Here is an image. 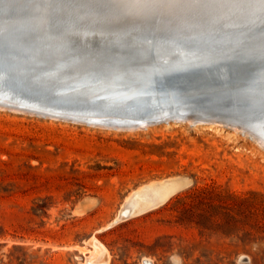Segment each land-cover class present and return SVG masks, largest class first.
Listing matches in <instances>:
<instances>
[{
  "label": "rangeland",
  "instance_id": "rangeland-1",
  "mask_svg": "<svg viewBox=\"0 0 264 264\" xmlns=\"http://www.w3.org/2000/svg\"><path fill=\"white\" fill-rule=\"evenodd\" d=\"M170 178L184 183L163 204L112 223ZM94 236L108 264H264V144L220 122L129 129L0 107V264H87Z\"/></svg>",
  "mask_w": 264,
  "mask_h": 264
},
{
  "label": "water",
  "instance_id": "water-1",
  "mask_svg": "<svg viewBox=\"0 0 264 264\" xmlns=\"http://www.w3.org/2000/svg\"><path fill=\"white\" fill-rule=\"evenodd\" d=\"M138 8L151 18H132L144 16ZM121 86L128 92L110 101ZM0 100L126 127L196 113L264 140V0H162L127 14L107 0H0Z\"/></svg>",
  "mask_w": 264,
  "mask_h": 264
},
{
  "label": "bare ground",
  "instance_id": "bare-ground-1",
  "mask_svg": "<svg viewBox=\"0 0 264 264\" xmlns=\"http://www.w3.org/2000/svg\"><path fill=\"white\" fill-rule=\"evenodd\" d=\"M217 1L219 2L220 0H217ZM173 2L176 3V0H173ZM157 6L158 5H156V8H157ZM199 6H200V4H199ZM200 8H202V6ZM138 11L142 12V14L144 16H140L138 18L137 17H132V18H136V20L141 21L143 19V17L151 18V16H152V12H151L150 9L138 8ZM128 12H130V10H128V11H126L124 13L127 14ZM112 17L114 18V16H112ZM126 20H127V22L129 21L126 18H124V19H119L118 18V22H120V23H125ZM83 21L85 22V24H91L92 23V20H90L88 18H85ZM47 32H48V30H47ZM122 32L124 34V31H122ZM84 34H86V33L84 32ZM65 36H66V38H69L68 34H66ZM101 38L102 39H107V37H103V36ZM79 87H83V88L82 89H72L71 91H77V90L78 91H83L86 88V86H82V85L81 86L79 85ZM126 87L125 86H121L119 88H116L113 91H108V94H107L108 95V99L110 101H112V100H116L118 98H121V97L125 96V94L128 92V91H124ZM16 93H18V92L16 91ZM6 102H8V101L0 100V107H7V108H13V109H19L20 108V107H17V106L8 105V104H6ZM199 107H201V105H199ZM203 108L207 109V106L204 105ZM27 109H28V107H25L24 109L21 108V110H25V111H28ZM231 111H234V110H231ZM181 112L184 113L183 109H182ZM32 113H35V112H32ZM196 115H197L196 113L195 114H191V116H188V118H186V119H189L192 122L195 121V123H209V122H206L204 120L196 121L197 119H199V118H196ZM221 115H224V114H221ZM53 117H58V116H53ZM221 117L223 118V117H226V116H221ZM181 120H185V119L182 118ZM94 121H96V120H94ZM99 121H102V122H97V123L95 122V125H103V126H110V127H116V128H129V129L142 128V127L148 126V125H145L144 123H138V124H136V126H131V127H126L124 125H116V126H114L112 124H110V125L105 124V123H107V121H105V120H99ZM169 121H171V120H169ZM176 121H180V120H176ZM210 123L211 124L212 123H219V121H212ZM90 124H94V123H90ZM233 127L238 129V130L243 131L240 126L233 125ZM246 133H249V132H246ZM258 141H260L262 144H264V140L259 138ZM180 176H182V175H180ZM183 183L184 182L182 180H180V179L170 178L168 180L159 181V182H155V183H150L147 186H144L142 188L137 189L135 192H133L126 199V201L124 202V204L122 205V207L118 211L117 215L112 220V223H116L117 221H120V219H121L120 217H121L122 214H124V215L125 214H129V213L133 212L134 210H137L139 207H141L143 204H145L149 199H151V197H153V195H156L158 193H165L166 197H167L173 191L177 190ZM90 242H91V244H93L95 249H91L90 250L91 253L87 257V264H108L109 263V259H110V253H109V250L106 247V245L101 244L99 242L97 236H94L92 239H90Z\"/></svg>",
  "mask_w": 264,
  "mask_h": 264
},
{
  "label": "snow or ice",
  "instance_id": "snow-or-ice-1",
  "mask_svg": "<svg viewBox=\"0 0 264 264\" xmlns=\"http://www.w3.org/2000/svg\"><path fill=\"white\" fill-rule=\"evenodd\" d=\"M160 2H162V0H107L110 7L118 10L122 14L136 7L143 6L148 8Z\"/></svg>",
  "mask_w": 264,
  "mask_h": 264
}]
</instances>
